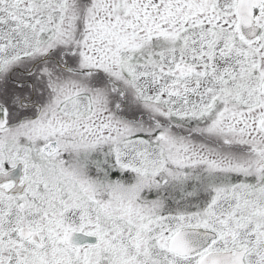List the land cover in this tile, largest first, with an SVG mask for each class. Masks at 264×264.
<instances>
[{"label": "snow or ice", "instance_id": "obj_1", "mask_svg": "<svg viewBox=\"0 0 264 264\" xmlns=\"http://www.w3.org/2000/svg\"><path fill=\"white\" fill-rule=\"evenodd\" d=\"M0 264H264V0H0Z\"/></svg>", "mask_w": 264, "mask_h": 264}]
</instances>
